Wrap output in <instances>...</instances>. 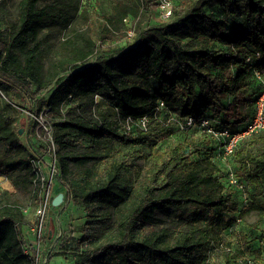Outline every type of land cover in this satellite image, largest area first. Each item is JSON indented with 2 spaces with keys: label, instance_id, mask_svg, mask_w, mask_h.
Instances as JSON below:
<instances>
[{
  "label": "trees",
  "instance_id": "1",
  "mask_svg": "<svg viewBox=\"0 0 264 264\" xmlns=\"http://www.w3.org/2000/svg\"><path fill=\"white\" fill-rule=\"evenodd\" d=\"M150 1L0 0V178L13 189L0 190V264H32L18 227L36 204L29 159L42 144L30 119L18 131L24 111L45 109L55 181L83 215L57 254L210 264L220 252L216 264H264V130L223 161L222 143L199 127L240 132L252 120L264 0H171L170 19L149 25ZM187 118L196 126L181 130ZM249 219L254 259L223 242Z\"/></svg>",
  "mask_w": 264,
  "mask_h": 264
},
{
  "label": "built area",
  "instance_id": "2",
  "mask_svg": "<svg viewBox=\"0 0 264 264\" xmlns=\"http://www.w3.org/2000/svg\"><path fill=\"white\" fill-rule=\"evenodd\" d=\"M159 11L161 19L169 20L172 15L171 2L169 0H159ZM253 76L260 85V93L255 102L254 116L242 131L232 132L228 129L214 131L210 127L208 120H200L199 127L205 128L208 134L213 135L222 143L223 161L233 154L234 148L241 139L264 130V72L255 70ZM30 118L36 124L34 135L42 144L39 153H34L33 157L29 159V165L33 173L32 195L37 196V199L34 207L23 210L26 220L20 223V227H18V239L21 243L23 254L32 259V264H47L51 255L58 253L61 240L65 235L69 236L70 233L64 232L59 228L56 231L57 237L55 242L53 241L54 244L51 247H45L49 213L53 207L52 187L57 176L55 145L52 140L49 109L41 111L38 115L32 114ZM146 123V119L141 120L137 123V128L146 130ZM179 126L181 130H187L195 127L196 122L193 118H187ZM130 127L131 125L128 123L126 130L129 131ZM229 182L231 185L242 189L232 175H230ZM56 247L58 249L55 251Z\"/></svg>",
  "mask_w": 264,
  "mask_h": 264
},
{
  "label": "rangeland",
  "instance_id": "3",
  "mask_svg": "<svg viewBox=\"0 0 264 264\" xmlns=\"http://www.w3.org/2000/svg\"><path fill=\"white\" fill-rule=\"evenodd\" d=\"M171 1V0H169ZM158 2V0H157ZM148 8H149V15L148 18L146 20L147 24H153V23H164L167 22V20H163L161 19V14L159 12V5H156V1L155 0H151L150 2H148ZM147 17V16H146ZM147 24L145 26H147ZM134 25L133 22L127 21V28L129 27V34L127 36V38L123 39L124 42L126 41H132L133 40V26ZM122 40V41H123ZM120 42L119 44H122L124 42ZM49 91V89H48ZM26 103V102H24ZM23 104V103H22ZM30 115H32L30 112L28 111H24L23 112V116H22V120H21V127L20 129H22V134L26 131V122L28 119L31 120ZM34 115V114H33ZM33 121V120H31ZM42 129V128H41ZM243 129V127H238L236 128L235 131H241ZM21 134V135H22ZM34 138L36 140H38L35 135ZM39 141V140H38ZM176 142V139H171L168 140L166 143L163 144V147H167L169 145H172ZM39 143L41 144V142L39 141ZM6 180L2 179V183L5 182ZM57 188H60V186L56 183V181L53 184L52 190H57ZM0 190H4L1 186H0ZM60 210V211H59ZM51 216L54 220V226L56 231L59 230V227L61 228V230H63L64 232H67V229L69 227L70 230H72L71 228L75 227L77 224H80L83 221V215H82V210L78 207L75 206L73 204H70L69 206H67L65 209L61 210V209H57V207H52L51 208ZM58 215V216H57ZM57 218V220H56ZM60 224V226L58 227V223ZM254 220L253 219H249L247 223H244L243 227H242V231L241 229H239L241 233V236L238 235H233L232 237L229 236H223V242L225 243H230L231 245H244V249L247 250V252H245L246 255L249 256V258L254 259L255 257V251L253 248H251L252 245V241H248L251 239V235H249V231L253 228L251 224H253ZM69 231V230H68ZM238 231V233H239ZM70 232V231H69ZM244 233L246 234V236H244ZM243 235V237H242ZM77 236V235H75ZM240 236V237H239ZM238 238H240V240H237ZM224 245V243H223ZM247 248V249H246ZM58 248H55V251ZM261 258L264 260V247L261 250ZM220 260V252L217 254H215L214 256L212 255L209 259V263L210 264H216L217 262H219ZM47 264H75V261L73 259V257L71 255H63V254H54L51 255V257L49 258ZM255 264H257L255 262Z\"/></svg>",
  "mask_w": 264,
  "mask_h": 264
},
{
  "label": "crops",
  "instance_id": "4",
  "mask_svg": "<svg viewBox=\"0 0 264 264\" xmlns=\"http://www.w3.org/2000/svg\"><path fill=\"white\" fill-rule=\"evenodd\" d=\"M2 179L6 180L4 178H0V186L4 190H8L9 192H11L13 189H12L10 183L7 180L2 183ZM60 193L63 194V201L60 204V206L57 207V209L63 210V209H65L67 206H69L72 203L70 201H66V202L64 201L65 196H64L63 189H61V188H57V190H55V191L53 190V199L55 198V196H57ZM59 226H60V224H58V227ZM68 230L70 231L69 228L67 229V232H69ZM56 237H57V233H56V229H55V226H54V220H53V218L51 216V211H50V213H49V221H48V225H47L46 238H45V247H47V248L51 247L54 244Z\"/></svg>",
  "mask_w": 264,
  "mask_h": 264
},
{
  "label": "water",
  "instance_id": "5",
  "mask_svg": "<svg viewBox=\"0 0 264 264\" xmlns=\"http://www.w3.org/2000/svg\"><path fill=\"white\" fill-rule=\"evenodd\" d=\"M18 134L21 135L22 134V129H19ZM63 201V194L60 193L57 196H55V198L52 200V206L53 207H58L60 206V204Z\"/></svg>",
  "mask_w": 264,
  "mask_h": 264
}]
</instances>
